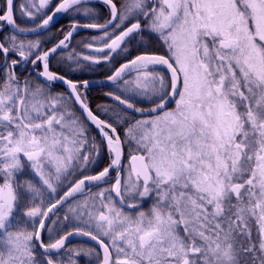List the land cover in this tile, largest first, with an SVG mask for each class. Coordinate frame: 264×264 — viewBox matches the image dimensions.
<instances>
[{"label":"snow or ice","instance_id":"6c2138e0","mask_svg":"<svg viewBox=\"0 0 264 264\" xmlns=\"http://www.w3.org/2000/svg\"><path fill=\"white\" fill-rule=\"evenodd\" d=\"M80 256L264 264V0H0V264Z\"/></svg>","mask_w":264,"mask_h":264},{"label":"flooded vegetation","instance_id":"af4514ba","mask_svg":"<svg viewBox=\"0 0 264 264\" xmlns=\"http://www.w3.org/2000/svg\"><path fill=\"white\" fill-rule=\"evenodd\" d=\"M55 2L58 3L59 0H55ZM95 2H93V3H95ZM16 3H17V5H19L21 3V0H16ZM103 11H104L105 16H106L107 10L103 9ZM17 16L19 17V12H17ZM71 19H72L71 17L65 16L63 14L57 15L55 18V21L52 23L50 29L44 31L43 34H41L39 36H37L36 34L30 33L27 35L26 38L32 39V40L39 39L44 43L45 48H49L52 46L53 43L57 42L58 39L62 38V34L60 32V29L63 28L65 30H67ZM101 22H103V20H101ZM92 34H94L93 30L81 29L78 32V34L75 35V39H74L73 43H75L76 41H80L81 39H88ZM49 41H51V42H49ZM28 67H31V66L29 65ZM108 67H110V66L105 64L103 66L95 67V71L84 70V71H78L74 74L69 73V75L73 78L87 79V80L92 82V85H91L90 89L88 90L87 95L89 97V102H90L93 109H95L96 106L99 105V103H97L98 98L100 99V100H98L100 102L101 101L100 97L102 95H104L103 93H105L106 91L109 90V86L95 87V86H93V83L97 82V81H103V80H105V77L107 75L111 74V72H108V73L105 72V70L106 71L108 70ZM58 68L62 73L66 72V69L58 66L55 62V59H53L52 70L55 71ZM97 68L103 69V70H101V71H103V74H98ZM56 90L57 91L62 90V88L59 84L56 86ZM104 104H106V102H104ZM105 151H106V149H105ZM124 162L125 163L127 162L126 157L124 158ZM96 170H98V169H96ZM100 170H102V168ZM112 175L115 176V172H113ZM150 203H151V201L145 202L144 209H147L150 206ZM46 236H47V234L45 233V238H46ZM76 244H82L85 246H92L89 243L77 242V241L69 242L68 246L69 247H75V246H77Z\"/></svg>","mask_w":264,"mask_h":264},{"label":"rangeland","instance_id":"374dc122","mask_svg":"<svg viewBox=\"0 0 264 264\" xmlns=\"http://www.w3.org/2000/svg\"><path fill=\"white\" fill-rule=\"evenodd\" d=\"M118 66H119V64L116 65V67H118ZM101 70H103V69L97 68L98 74H103V71H101ZM112 70H114V69H112ZM105 72H107V73L108 72H111L109 70V67H108V70L107 71L105 70ZM100 98H101L100 104H104V102H106V104L107 103H110L108 97L102 95ZM101 115H103V113H101ZM125 157H126V159L128 157V149L127 148H125ZM106 164H107V152L105 151L102 154V156L100 157V160H99L98 165H97V169L100 170L101 168H103L104 166H106ZM125 164H127V162ZM76 245L77 246H80L82 244H76ZM77 246H75V247H77ZM83 246H85V245H83ZM85 247H87V246H85ZM76 259H77V264H89V258L88 257L80 256V257H77Z\"/></svg>","mask_w":264,"mask_h":264},{"label":"water","instance_id":"95a60500","mask_svg":"<svg viewBox=\"0 0 264 264\" xmlns=\"http://www.w3.org/2000/svg\"><path fill=\"white\" fill-rule=\"evenodd\" d=\"M96 0H93V2H95ZM105 85V80L104 81H97L93 83V86H104ZM85 242V243H89L91 245H94V242L88 240L87 238H83V237H72L70 242Z\"/></svg>","mask_w":264,"mask_h":264},{"label":"trees","instance_id":"16d2710c","mask_svg":"<svg viewBox=\"0 0 264 264\" xmlns=\"http://www.w3.org/2000/svg\"><path fill=\"white\" fill-rule=\"evenodd\" d=\"M98 100H100L99 98H98ZM97 100V103H99L100 104V102Z\"/></svg>","mask_w":264,"mask_h":264}]
</instances>
